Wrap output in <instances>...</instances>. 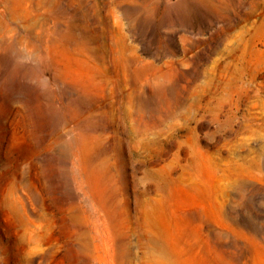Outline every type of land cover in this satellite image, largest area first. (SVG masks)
Listing matches in <instances>:
<instances>
[{"label":"rangeland","instance_id":"1","mask_svg":"<svg viewBox=\"0 0 264 264\" xmlns=\"http://www.w3.org/2000/svg\"><path fill=\"white\" fill-rule=\"evenodd\" d=\"M0 264H264V0H0Z\"/></svg>","mask_w":264,"mask_h":264}]
</instances>
